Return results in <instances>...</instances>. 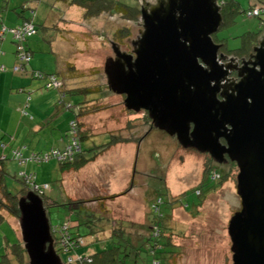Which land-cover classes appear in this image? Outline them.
<instances>
[{
    "label": "rangeland",
    "instance_id": "374dc122",
    "mask_svg": "<svg viewBox=\"0 0 264 264\" xmlns=\"http://www.w3.org/2000/svg\"><path fill=\"white\" fill-rule=\"evenodd\" d=\"M8 1H1V11V5L5 8ZM120 1L130 6H144L143 0L142 4L138 0ZM12 2L18 13L23 5L24 13H28L29 8H33L36 13L34 20L38 34L28 43L38 46L31 48L34 52L31 63L41 67L34 71L56 75L61 79L64 76L70 78H64L67 89L91 87L95 91L104 86L107 79H102L103 76H97L96 73L104 72L107 61L115 57L114 47L131 55L133 42L138 40L143 31L142 17L134 22L121 15L104 14L86 20L82 9L70 7L65 0ZM236 2L238 4L234 16L228 20L225 14L224 24L213 36L217 42H224L226 50L230 51L242 48L243 43L254 46L255 39H249L247 34L264 36V16L249 17L246 14L257 6L264 7V0ZM147 3L154 4L155 0H147ZM28 92L32 91H26V94ZM13 94L17 95L15 91ZM98 94H70L68 100L73 107L65 113L72 116L78 114V103L85 99L86 109L93 111L80 120L84 125L83 131L92 136L89 138L88 135L83 144L87 158L92 156V153H88L90 148L109 143L111 136L120 143L84 169H70L65 173L55 160L48 165L29 163L19 167L9 159L5 164L9 167L10 176H6V183L10 192L18 194L22 190L20 175L37 174L38 182L49 186L45 191L46 201L60 205L49 209L51 223H70L71 232L86 239L88 244L78 251L81 256L111 248L112 240L107 239V235L112 234L113 226L120 227V224L123 228H128V223L134 224L130 229L132 237L127 233L125 240L131 238L141 246L140 243L147 241V238H138L136 234H145L148 222L159 221L152 210V204L161 197L164 200L163 223L173 229L169 236L179 247L175 254L162 256L164 259L161 264H233L228 226L232 217L241 210V200L237 194L238 170L227 165L214 166L213 173H227L223 184L216 180L218 178L213 173L206 177L209 174L210 157L205 153L185 148L158 128L150 130L144 112L128 110L120 95L111 90ZM17 106L11 100L6 109H17ZM13 135L16 136L14 148L24 153V160L29 161L32 153L44 152L46 149L42 147L51 148L46 139L39 146L40 135L35 139L26 129L21 133L20 129L12 127L11 133L6 136L9 138ZM133 182L135 187L131 188ZM129 188V195L122 196L126 197L125 201L121 197L111 199L126 193ZM92 200L96 201L88 202L85 206L87 212H90L88 215L83 213L78 216L77 213L82 210L76 206L72 214L63 206L70 201ZM3 215L6 221L0 222V264H6L3 257L7 253L12 256L13 244H17L15 241L19 240L24 247L21 219L12 217L8 211H3ZM8 239L12 243L8 244ZM147 250V246H144L142 252L139 253L136 248L133 252L130 250V254L139 264H143V260L151 259ZM61 258L64 263L69 259L68 254H62Z\"/></svg>",
    "mask_w": 264,
    "mask_h": 264
},
{
    "label": "water",
    "instance_id": "95a60500",
    "mask_svg": "<svg viewBox=\"0 0 264 264\" xmlns=\"http://www.w3.org/2000/svg\"><path fill=\"white\" fill-rule=\"evenodd\" d=\"M223 4L144 2L143 31L133 43L132 64L127 68L129 61L116 46V58L107 61L104 73L114 94L127 95L128 110L139 112L147 98L154 100L164 123L177 122L174 129L185 147L191 124L193 134L202 136L200 152L213 153L214 143L226 140L225 153L239 168L241 200V210L228 226L233 264H264V36L251 67L245 64L240 81L225 86L229 64H221L225 58L219 57L221 46L213 40L224 23ZM19 209L29 264H65L41 197L30 193L20 199Z\"/></svg>",
    "mask_w": 264,
    "mask_h": 264
},
{
    "label": "trees",
    "instance_id": "16d2710c",
    "mask_svg": "<svg viewBox=\"0 0 264 264\" xmlns=\"http://www.w3.org/2000/svg\"><path fill=\"white\" fill-rule=\"evenodd\" d=\"M68 2V5L70 7H77L80 8L84 11V17L86 20L89 19H93V18H99L104 14H108L110 16H114V15H121L123 16V18H125L126 20L129 21H134L136 22L137 20H139L140 17H142V7L139 6L137 7L135 6H130L128 4L123 3L120 0H65ZM140 4H142V0H138ZM144 2H147V0H143ZM220 2H223L224 4L222 5V16H223V21L225 19V14L228 15V20L231 19L230 17L234 16L235 12L237 11V2L236 0H220ZM24 5L21 6V12L17 14L24 16L27 15L29 16V18H25L23 23H21L20 25L16 26V27H11V28H7V29H19L21 27H23L26 24H29L33 27L34 33L31 36L26 37V39H24L23 42L19 43V45L23 44V46L25 47V50L28 52V54L31 56V60L30 63L26 64L24 67V71H20V72H16L15 71V67H17L19 65V57H18V42L13 38L12 34L10 33H6L5 35H10L12 37V42L15 46V50H16V57H17V61H18V65H16L14 67V71L16 73H20V74H25L27 72L28 67L30 66L32 59H33V52L31 49H29V41L30 39H32L33 37H35L38 34V27L35 23L34 17H36V13L35 10L33 8H29V12L28 13H24ZM247 14V13H246ZM225 22V21H224ZM224 24V23H223ZM6 28L5 25H3L2 29ZM2 30H0L1 32ZM5 35L0 38V40H2ZM248 38H253L255 39V43H258L259 38L261 37L260 34H247ZM122 37H126V35H121ZM251 45L249 43H243L242 48H240V50L245 51L246 52L249 50H251ZM6 72V71H5ZM71 73H76V72H72ZM35 73H39L36 71L32 72V78L36 79L33 77V75ZM41 75H44L42 73H40ZM97 76H103L102 79H105V74L104 72L100 71L98 73H96ZM95 74V75H96ZM45 76H49V75H44V78L41 79H37V80H44L46 81V77ZM56 76V75H55ZM58 77V76H56ZM59 80L62 82L63 84V88L61 90V95H65L66 98H68L71 95H85V96H89V95H99L98 93H108L109 92V87L108 84L105 83L104 86L98 87L97 89H95V91H93V89H91V87H84V88H73V89H67L65 86V82H64V78L66 79H70L64 76L63 79H61L60 77H58ZM46 89L47 88V82L45 85ZM103 94V95H104ZM122 98V100H124V105H125V95L120 96ZM63 104L62 107H67L68 104L70 105V107L72 108L73 105L70 102H67L66 100H62ZM78 105H80L79 107V112L78 114H76V118L74 120H76V123L78 125V134H77V141L78 144L80 145L81 148V153L79 155H77L74 159L73 162H68V163H62L57 161V163L61 166V170L65 171V170H80L82 168H84L85 166H87L88 164H91L92 162H95L100 155H102L103 153L111 150V148H113L114 146H116L117 144L120 143V141H118L114 136H111L110 142L105 144V145H101L99 147H94V148H90V150H88V153H92V156L87 158L85 156V154L87 153L84 148H83V144L85 143V141L88 139V133H85L84 130V125L81 123V119L85 118L86 116L92 114V110H89L88 108L86 109V99L79 102ZM69 108V110L71 109ZM70 129V128H69ZM91 138L92 136L89 135ZM67 138H69V130H68V134H67ZM70 143V139L69 142ZM3 145V144H2ZM1 145V147H2ZM68 145V144H67ZM4 146V145H3ZM3 148V147H2ZM5 149V146L4 148ZM14 152H16V150L12 151V156L11 158L7 155H1L0 156V222L2 221H6L5 217L3 215V211H8L10 213V215L14 218L17 219H21V212L19 209V201L22 198H26L30 193H35L36 195H38L39 197H41V199L44 202V206L45 209L47 211V216L50 220V214H49V209L53 206H60L58 203L56 202H51V201H46V197H45V191H47L49 189V186L45 183H39L38 182V178L37 175L34 173H31L29 175L27 174H23L20 175V177L22 178V190H20V192L18 194H12L7 186L6 183V176H10L9 174V167L5 164L7 163V161L9 159H11L12 161H14ZM20 152V151H19ZM49 152H41V153H37V155H46ZM21 154L23 155V153L21 152ZM53 161V160H51ZM51 161L46 162V163H34L31 162L33 164H37V165H48L51 163ZM56 161V160H55ZM27 165V164H24ZM20 167H22L23 165H19ZM208 175L209 176L211 174V170L209 169L208 171ZM226 176H221L220 178L216 179V180H220V182L223 184L224 181H226ZM215 180V181H216ZM135 187V182H133L131 184V188ZM130 188L128 190H126V193H123L121 196L127 195L130 192ZM200 193V192H199ZM115 197H120L119 196H114L111 199H114ZM96 200H92V201H76V202H72L70 201L69 204H65L63 205L64 207H66L67 210H69L70 213L73 214V211H75L76 207L79 208V210H82L81 213H77V215H81L83 213H85L86 215H88L87 212L88 208L85 207L87 206L90 202H95ZM89 202V203H88ZM175 202V201H174ZM179 203V202H178ZM164 204V200L159 197L156 201L153 202L152 204V210L153 212L156 214V217L158 218L159 221H155L154 223H149L148 222V226L145 227V234H136L138 236V238H143L146 237L147 241L145 240L143 243H140L141 246H138L139 244H137V241H133V239L128 238L127 240H125V235H127V233L132 237V234L130 232V229L133 228V223H128L129 227L128 228H123L122 224H120V227L115 225L113 226V230H112V234L111 235H107V239L112 240V244L110 245L111 248H105V250H101L99 252H95L93 250V252L95 253H90L87 256H81L80 254H78V251L82 248H84L86 246L87 241L86 239L81 236V235H77L75 233H72V229H71V225L70 223L64 222L61 224H52L51 220H50V225H51V232H52V236L54 238L55 241V248L57 250V253L61 256L62 254H68L69 259H75V261L77 262V264H139L137 262V260H134L135 258H133L131 256V251L133 252V249H138L139 253L142 252L143 247L147 246L148 250L147 253L149 254V257L151 259H149L148 261L143 260V264H161V260L164 259L165 254H175L176 248H179L177 246V244H174V240L169 236L170 231H172L173 229L171 227H168L167 225H165L163 223V220L165 219V214L162 211V207ZM177 204V203H175ZM76 206V207H74ZM156 206L158 207V212L155 210ZM76 215V214H74ZM92 215V214H91ZM89 218V217H88ZM123 226H125V224H123ZM67 227L68 228V232H69V237H70V242H75L78 243L79 240H82L84 242V244L78 246L77 248H71V247H62L61 245V239L62 236L65 234L64 228ZM118 227L119 229L115 228ZM107 230V229H106ZM100 233H102V230L100 231ZM99 233V234H100ZM156 234H159V236H156ZM97 240L100 242L101 240L97 238ZM17 242V244H13V250L11 251L12 256L8 255V253L3 257L4 261L6 264H14L13 260L17 262V264H29V258L28 255L26 253L25 248L23 247V245L20 243V241H15ZM12 243L11 241H8V244ZM102 243V242H101ZM8 246V245H7ZM131 250V251H130ZM167 252V253H166ZM138 253V254H139ZM73 254V255H72ZM159 255L161 256L159 258ZM176 255L179 256V253H177ZM12 257V259H11ZM158 257V258H157ZM173 258V256L171 257ZM68 259V260H69ZM172 261V260H170ZM68 262V261H67ZM65 264H68V263Z\"/></svg>",
    "mask_w": 264,
    "mask_h": 264
},
{
    "label": "crops",
    "instance_id": "0c3cea01",
    "mask_svg": "<svg viewBox=\"0 0 264 264\" xmlns=\"http://www.w3.org/2000/svg\"><path fill=\"white\" fill-rule=\"evenodd\" d=\"M1 1L2 3L6 2V0H0V3ZM12 3V0H9L5 8L1 5L0 30H2L3 25H5L6 28L16 27L23 23L25 18H29L27 15H18L16 12L17 7L12 6ZM29 47V49L38 48V46L30 44ZM16 65H18V61L12 37L10 35H5V37L0 40V67L6 69V72L0 74V145L3 144L5 146V149L0 146V156L7 155L11 158L12 151L17 149L14 148L16 136L13 135L9 138L6 136L8 133H11L12 127L20 129L21 133L26 129L35 139L40 135L39 146L42 145L44 139L48 140L51 148L42 147L41 149H46L44 152H50L54 149H64L69 142L67 134L70 124L76 118V115L72 116L70 113H65V111L69 112L70 110L60 105L61 90L46 89V81L32 78V72L41 67H38L36 63H31L27 72L22 75L14 71ZM13 91H15L17 95H14ZM26 91L32 92L26 94ZM11 100L17 103L18 108L7 111L6 108ZM65 100L69 102L68 98ZM6 138L8 141L5 143L4 141ZM115 147L116 146L113 148ZM16 151L22 152L21 150ZM32 154L30 157H32ZM10 161L13 162L12 164L17 163L12 160ZM29 163L31 162L28 161L26 164L28 165ZM67 171L69 170H65L63 173ZM128 195L129 194H127L126 197ZM120 197L123 198L122 200L126 198ZM127 213L128 211L125 214ZM7 241H9V239Z\"/></svg>",
    "mask_w": 264,
    "mask_h": 264
},
{
    "label": "flooded vegetation",
    "instance_id": "af4514ba",
    "mask_svg": "<svg viewBox=\"0 0 264 264\" xmlns=\"http://www.w3.org/2000/svg\"><path fill=\"white\" fill-rule=\"evenodd\" d=\"M140 37V36H139ZM263 37V36H262ZM262 37L259 38V41H258V45L255 43V45L253 47H251V50L247 51H242L240 49H236V50H233V51H230V50H226L225 48V44L224 42H221V41H216L214 40V37H213V40L216 44L220 45L221 48H220V51H219V57H224L225 59H223L221 61V64H229V71H230V74H229V77H228V81L225 83L227 87H233L235 86L239 81H240V78H239V70L245 65V64H248L249 67H251L252 65V62H251V57L252 55L255 54V49L259 47V42L260 40L262 39ZM137 40H135L133 43H135ZM134 48V47H133ZM123 54H126V59H128L129 62L128 63V67L132 64V61H133V58L132 56H135L134 53H133V50H132V54L131 55H128L127 53H123ZM116 56L114 58H111V59H115ZM245 69H248L247 65H245L244 67ZM227 69V70H228ZM126 99H125V106L126 108L128 109L129 105L126 103V100H127V95L124 94ZM218 98L220 100H222L220 94L218 95ZM147 103H143V106L144 108L141 109L140 111H143L144 112V118H146L147 122L149 123L150 125V130H153L154 128H158L160 129L161 131L165 132L166 134H168L169 136L173 137L177 143H179L180 145H183L186 144V142H183L179 139V135H178V132H177V129H174L175 126H177V122L171 120L167 123H164L162 121V119L160 118L161 117V114L159 112H157V108H155V104L156 102L152 99H149L147 98ZM130 111H134V110H130ZM165 126V128H163V125ZM193 130H194V125L191 124L190 125V130L188 132V138H187V142L189 143V146L188 147H185L187 149H190L192 151H199V147H200V144L202 143V136L200 135H195L193 134ZM171 132L175 133V134H171ZM227 147V142L224 138H221L219 140V142L217 141L216 143H214L212 149H213V153L212 152H206L205 155H207L208 157H210V163L208 164L210 170H211V173H213L212 171L214 170V166L218 165V166H223V165H227V167L229 166V168L231 167H234L236 170H238V173H239V168H238V165L236 162H232L228 156V154L225 153V148ZM200 152V151H199ZM216 176V178H220L221 176H226L227 173H225L224 175L222 174H219L218 172H214L212 175Z\"/></svg>",
    "mask_w": 264,
    "mask_h": 264
},
{
    "label": "built area",
    "instance_id": "2783aa9c",
    "mask_svg": "<svg viewBox=\"0 0 264 264\" xmlns=\"http://www.w3.org/2000/svg\"><path fill=\"white\" fill-rule=\"evenodd\" d=\"M247 14L249 17H262L264 16V7L257 6L254 9H250L247 12ZM6 33H9V34L11 33L13 38L18 42V45H19V43L23 42L24 39H26V37L33 35L34 30H33V27L29 24H26L19 29L3 28L2 31L0 32V38H2ZM18 57H19V65L15 67V71L23 72L25 65L30 63V60H31V56L25 50V47L23 46V44L19 45L18 47ZM5 71L6 69L4 67H0V74ZM33 77L36 79H41V78H44V75H41L40 73H35ZM45 77H46V82H47V88L55 89V90H62L63 84L59 80L58 77H56L55 75H49ZM65 99H66L65 95H61L60 105L63 104L62 100H65ZM66 108L69 109L71 107L68 104ZM77 134H78V125L76 123V120H73L70 124V129H69V136L71 137V140H70V143H68V145L64 149L62 150L54 149V150H51L46 155L33 154L29 161L34 162V163H42V162L46 163L51 160H56L62 163L73 162L75 157L81 153V148H80V145L78 144L77 137H76ZM2 147L4 148V146ZM14 161L17 162L19 165H24L28 162V160H24L23 155L19 151L14 152ZM213 176L216 177L215 174ZM155 210L158 212L157 206ZM64 231H65V234L62 236V239H61L62 247L77 248L78 246L84 244L82 240H79L78 243L70 242L68 228L65 227ZM156 236H159V234H156ZM67 263L74 264L75 259L70 258Z\"/></svg>",
    "mask_w": 264,
    "mask_h": 264
},
{
    "label": "bare ground",
    "instance_id": "6f19581e",
    "mask_svg": "<svg viewBox=\"0 0 264 264\" xmlns=\"http://www.w3.org/2000/svg\"><path fill=\"white\" fill-rule=\"evenodd\" d=\"M52 233V232H51Z\"/></svg>",
    "mask_w": 264,
    "mask_h": 264
}]
</instances>
